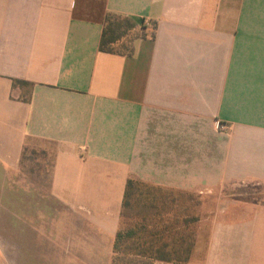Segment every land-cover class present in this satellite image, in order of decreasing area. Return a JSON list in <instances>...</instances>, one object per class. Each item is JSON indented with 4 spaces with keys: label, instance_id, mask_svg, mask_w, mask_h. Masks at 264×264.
Returning a JSON list of instances; mask_svg holds the SVG:
<instances>
[{
    "label": "crops",
    "instance_id": "1",
    "mask_svg": "<svg viewBox=\"0 0 264 264\" xmlns=\"http://www.w3.org/2000/svg\"><path fill=\"white\" fill-rule=\"evenodd\" d=\"M129 179L191 199L197 264H264V0H0L7 264H112Z\"/></svg>",
    "mask_w": 264,
    "mask_h": 264
},
{
    "label": "rangeland",
    "instance_id": "2",
    "mask_svg": "<svg viewBox=\"0 0 264 264\" xmlns=\"http://www.w3.org/2000/svg\"><path fill=\"white\" fill-rule=\"evenodd\" d=\"M136 36L139 37L140 34H137L136 31H132L130 36L123 40V43L126 44L125 46L128 47L130 40ZM123 43L118 44L116 48L126 52L127 50ZM35 159L37 160V155H35ZM5 180L0 184V213H5L7 209L6 191L8 186ZM142 189L144 195L140 196L138 201L136 200V202L131 203L121 220V229L129 232L132 236L127 237V239L121 244L124 253L119 255L118 264H152L150 259L136 256L134 254L135 251L147 248L152 244H157L159 246L166 242L173 247L174 239L177 237L176 232H170L164 237L163 241H158L157 237H153V233L157 228L161 229L165 222L168 224H172L175 221L181 223L185 217L194 215L196 211L195 204L191 202V199L185 194L175 191L165 192L152 188ZM147 191L149 193H147ZM247 192L250 194L247 196L251 200L263 199L264 197V192L260 188L257 189L250 187ZM162 212H168V215L164 219H159V217L155 216L157 213ZM4 222L5 218L3 217L1 219L0 229L4 227ZM197 225L198 223L192 224V229L190 230H196L197 232ZM143 226H146L147 228H144ZM190 230H185V233L189 234ZM6 250V234L5 230H2L0 231V264H7ZM187 264H197V261H193L190 258Z\"/></svg>",
    "mask_w": 264,
    "mask_h": 264
},
{
    "label": "trees",
    "instance_id": "3",
    "mask_svg": "<svg viewBox=\"0 0 264 264\" xmlns=\"http://www.w3.org/2000/svg\"><path fill=\"white\" fill-rule=\"evenodd\" d=\"M136 28V24L129 18L121 17L114 14H108L106 17L105 27L103 30L101 42H100V50L102 52L110 53V54H132L133 53V42L138 36L133 37L130 40V44L126 47L123 42L124 39L130 36V33L134 31ZM123 43L126 52L118 50L116 46L118 44ZM25 83L23 81H17L16 83ZM142 188H152L158 189L160 191H168L165 188L161 187H152L150 185L142 184L138 181L133 179H129L127 182V189L126 195L124 200V212L123 216L125 215V211L131 205L132 202L138 201L140 196H143V189ZM147 193H149L147 191ZM146 193V194H147ZM168 215V212L157 213L155 216L159 217V219H164ZM154 216V217H155ZM123 218V217H122ZM122 220V219H121ZM199 221L198 217L195 216H187L185 219L180 222H174L172 224H168L167 222L164 223V226L160 229L157 228L153 233V237H157L158 241H163L164 237L168 235L170 232H176L177 237L174 239L173 247L169 243H162L159 246L157 244H152L151 246L138 249L135 251L136 256H141L144 258H148L153 262H165V263H174V264H187L190 260L194 247L196 245L197 240V232L196 230L192 229V224H195ZM147 228L146 226H143ZM147 230V229H145ZM185 230H190V233H185ZM132 236L129 232L124 231L120 228L116 235L114 249H113V260L112 264H118V257L120 254L124 253V249L122 248L121 244L127 237ZM116 255V257H115Z\"/></svg>",
    "mask_w": 264,
    "mask_h": 264
},
{
    "label": "built area",
    "instance_id": "4",
    "mask_svg": "<svg viewBox=\"0 0 264 264\" xmlns=\"http://www.w3.org/2000/svg\"><path fill=\"white\" fill-rule=\"evenodd\" d=\"M217 126L219 127V125L217 124Z\"/></svg>",
    "mask_w": 264,
    "mask_h": 264
}]
</instances>
